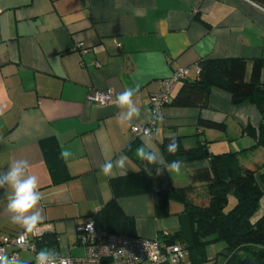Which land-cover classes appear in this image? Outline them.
Listing matches in <instances>:
<instances>
[{
	"label": "crops",
	"instance_id": "crops-1",
	"mask_svg": "<svg viewBox=\"0 0 264 264\" xmlns=\"http://www.w3.org/2000/svg\"><path fill=\"white\" fill-rule=\"evenodd\" d=\"M220 59L245 60L250 80L253 62L264 60V9L249 0H0V170L16 159L29 162L42 193L40 227L56 242L48 250L84 257L76 228L112 201L114 181L149 165L136 156L142 140L130 129L146 124L150 98L179 69L189 72L163 107L154 142L164 154L165 142L175 137L184 150L204 147L205 158L183 162L179 174L162 169V189L190 185L192 173L208 167L206 156L235 154L243 168L264 173V148H253L262 112L253 104H235L212 89L205 108L172 106L183 82L197 81L200 61ZM260 80L264 84V69ZM127 87L138 89L134 99L141 109L131 126L118 121L115 106ZM107 89L114 93L107 105L87 101ZM63 151L71 155L64 158ZM106 152L128 157L126 175L101 173ZM5 193L0 189V236H13L24 230L11 223ZM116 202L133 220L137 237L187 239L182 203L170 202L158 217L149 194ZM234 203L230 195L228 206ZM261 217L264 196L250 221ZM221 243L206 246L205 259L187 252L181 264H224ZM18 258L34 262L29 252Z\"/></svg>",
	"mask_w": 264,
	"mask_h": 264
},
{
	"label": "trees",
	"instance_id": "trees-1",
	"mask_svg": "<svg viewBox=\"0 0 264 264\" xmlns=\"http://www.w3.org/2000/svg\"><path fill=\"white\" fill-rule=\"evenodd\" d=\"M249 1L264 9V0ZM198 67L197 81L183 82L172 106L205 108L212 89L227 93L233 102L253 104L262 112L253 148H264V84L260 80L264 60L253 62L248 82L245 80L246 61L243 59L205 60L200 61ZM201 125L222 128L207 122H201ZM176 139L180 147L174 154L165 150L169 139L165 142L164 155L167 160L187 162L205 158L204 147L184 150L181 141ZM206 158L209 160L208 167L194 171L190 177V185L184 188L163 190L152 165L146 167L151 168L150 171L142 169L136 174L114 181V198L90 219L103 232L134 238L137 237L134 222L122 212L116 202L117 198L149 194L153 198L158 217L166 214L170 202H180L184 205L189 234L185 241L177 234L165 239L166 242H180L196 259H205L206 246L222 242L227 253L224 264H238V261L246 258L264 264V217L255 223L250 221L258 209L259 199L264 196V173H259L260 169L252 171L243 168L235 154ZM230 195L235 198L236 204L226 211ZM34 244L39 252L41 249L54 247L56 242L52 235L44 233L34 240Z\"/></svg>",
	"mask_w": 264,
	"mask_h": 264
},
{
	"label": "clouds",
	"instance_id": "clouds-1",
	"mask_svg": "<svg viewBox=\"0 0 264 264\" xmlns=\"http://www.w3.org/2000/svg\"><path fill=\"white\" fill-rule=\"evenodd\" d=\"M137 88L127 87L115 97V106L119 109L118 121L124 125H132L134 120L141 116L140 106L137 105L134 96ZM142 144L136 149V156L141 161L152 165L157 175L161 170L181 172L183 162L181 160H167L161 149L154 142V133L151 129H143L141 135ZM179 142L175 137L169 138L165 150L168 153H176L179 150ZM62 157L68 158L71 153L63 151ZM128 157L121 155L114 157L110 152L104 154V162L101 165V173L109 178H116L119 175H126ZM30 164L26 159L12 161L7 170H0V189L6 190L7 207L11 223L20 226L25 233L39 235V228L43 222V216L39 209L42 200V193L39 190L38 179L29 172ZM151 169V168H150ZM150 169H145L150 171ZM18 243H26L22 235ZM67 264L57 253L48 249H41L35 255V264ZM0 264H21L17 256L7 255L0 249Z\"/></svg>",
	"mask_w": 264,
	"mask_h": 264
},
{
	"label": "built area",
	"instance_id": "built-area-1",
	"mask_svg": "<svg viewBox=\"0 0 264 264\" xmlns=\"http://www.w3.org/2000/svg\"><path fill=\"white\" fill-rule=\"evenodd\" d=\"M78 45L77 51L83 52ZM189 69H179L169 79L161 82L160 91L150 98V115L146 124L133 126L130 132L135 137L142 135L143 129L154 132L156 122L162 116L163 107L169 102L170 94L175 84L183 79ZM197 73L199 69L197 68ZM114 99L111 89L95 91L87 97V101L97 106H105ZM79 235V244L85 248V255L81 258L60 256L67 264H181L187 257V251L180 242L169 244L165 240L145 239L140 237H120L97 229L91 219L76 228ZM39 235L27 234L24 231L13 236H0V249L11 256L19 257L20 252H29L35 255L38 252L34 240L40 238L45 229L39 228ZM26 243H18L21 236ZM59 264V262H58Z\"/></svg>",
	"mask_w": 264,
	"mask_h": 264
},
{
	"label": "water",
	"instance_id": "water-1",
	"mask_svg": "<svg viewBox=\"0 0 264 264\" xmlns=\"http://www.w3.org/2000/svg\"><path fill=\"white\" fill-rule=\"evenodd\" d=\"M234 103L235 104H239V103H241L240 101H234ZM262 111H264V110H262ZM227 256V253L226 252H224L223 253V257H226ZM238 264H260V263H258V262H255V261H253V260H251V259H242V260H240V261H238Z\"/></svg>",
	"mask_w": 264,
	"mask_h": 264
},
{
	"label": "rangeland",
	"instance_id": "rangeland-1",
	"mask_svg": "<svg viewBox=\"0 0 264 264\" xmlns=\"http://www.w3.org/2000/svg\"><path fill=\"white\" fill-rule=\"evenodd\" d=\"M234 205H235V203H234ZM233 205V206H234ZM233 206L232 205H230V206H227L228 208H226V211H228V210H230L231 208H233ZM218 245V244H217ZM220 245H222L223 246V243H221ZM211 247H215V246H210V247H208V252L210 251V253H211V249H213V248H211ZM216 252H218V251H216ZM225 251H221V255H223V253H224ZM209 253V254H210ZM223 257H221V256H219L218 254H217V259H218V262H220V261H222L223 259H222Z\"/></svg>",
	"mask_w": 264,
	"mask_h": 264
}]
</instances>
